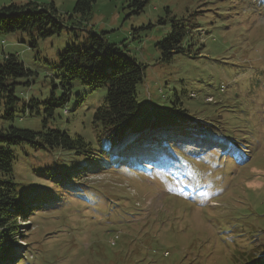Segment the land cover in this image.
<instances>
[{"label":"rangeland","instance_id":"374dc122","mask_svg":"<svg viewBox=\"0 0 264 264\" xmlns=\"http://www.w3.org/2000/svg\"><path fill=\"white\" fill-rule=\"evenodd\" d=\"M10 1L53 3L63 15L76 2L0 4ZM123 4L95 0L89 28L119 46L124 41L145 66L135 120L142 133L129 132L113 147L104 144L111 157L123 149L116 171L102 158L93 167L92 158L28 145L14 150L18 198L27 197L24 206L47 201L27 222L17 221L18 233L7 241L0 264H264V0H149L138 15H128ZM172 16L191 26L194 45L191 54L167 63L155 43L168 34ZM29 41L26 33L0 34V58L14 53L32 72L19 80L15 93L38 100L39 114L0 118V128L43 131L42 102L64 94L53 64L75 38L63 27L35 50ZM105 93L74 82L47 127L84 136L97 148L93 115ZM160 121L173 124L143 132ZM166 129L173 148L155 149L153 135ZM217 132L225 137L213 139ZM204 141L215 146L203 151ZM238 149L251 152L243 163ZM230 150L238 163L222 157L232 156ZM143 152L157 163L151 171L135 156ZM41 170L55 179L40 178L35 173Z\"/></svg>","mask_w":264,"mask_h":264},{"label":"trees","instance_id":"16d2710c","mask_svg":"<svg viewBox=\"0 0 264 264\" xmlns=\"http://www.w3.org/2000/svg\"><path fill=\"white\" fill-rule=\"evenodd\" d=\"M94 2L95 0H76L72 12L64 15L58 13L53 3L43 5L33 1H10L0 4V34L26 33L30 38L28 47L31 50L37 49L39 41L59 34L63 27H67L76 40L59 52L58 60L53 64V68L59 73V86L64 94L58 99L52 94L42 102L45 113L44 130L35 132L14 126L0 128V259L7 252V241L18 233L17 221L27 222L37 209H45L46 205L41 203L47 201V198L36 199L31 206H24L27 197L18 198L19 184L15 181L14 171L17 156L14 150L28 145L35 151L64 152L78 160L89 161L92 158L93 167H97L98 158L109 157L104 144L113 145L122 140L128 131H138L135 129L137 87L143 81L145 66L130 53L124 41L119 46L109 42L106 33H95L89 28L94 17ZM148 2L149 0H123V8L128 11V15H138ZM190 28L180 18H170L168 34L155 43L162 62L168 63L176 55L191 54L194 44ZM31 75L32 72L24 67L18 55L2 53L0 118L4 121H13L16 116L24 115L27 111L30 115L34 111L39 114L38 108H35L40 103L38 100L32 98L25 101L15 93L17 86L21 84L19 80ZM74 82L93 91L105 89L104 102L93 115V121L99 128L94 137L97 148L91 147L92 141L84 136H70L60 129L47 127L48 119L53 117L54 111L68 101L67 95ZM167 123L160 121L152 125ZM213 135V139H220L223 134L217 132ZM232 140L238 143L237 140ZM94 158L96 160L93 161ZM98 170L103 171L100 167ZM46 171L41 170L35 174L49 181L55 179L50 173L47 175ZM82 173L87 172H78L77 176ZM63 177L66 178L65 170ZM52 182L57 183V180ZM58 184L60 183L57 186Z\"/></svg>","mask_w":264,"mask_h":264},{"label":"bare ground","instance_id":"6f19581e","mask_svg":"<svg viewBox=\"0 0 264 264\" xmlns=\"http://www.w3.org/2000/svg\"><path fill=\"white\" fill-rule=\"evenodd\" d=\"M229 154V153H228ZM235 154V153H234ZM134 155V154H133ZM131 161V160H130ZM148 169V168H147Z\"/></svg>","mask_w":264,"mask_h":264}]
</instances>
